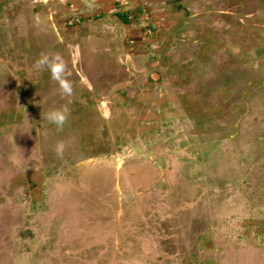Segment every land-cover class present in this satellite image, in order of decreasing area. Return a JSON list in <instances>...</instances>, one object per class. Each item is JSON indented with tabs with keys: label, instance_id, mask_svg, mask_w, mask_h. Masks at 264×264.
<instances>
[{
	"label": "rangeland",
	"instance_id": "1",
	"mask_svg": "<svg viewBox=\"0 0 264 264\" xmlns=\"http://www.w3.org/2000/svg\"><path fill=\"white\" fill-rule=\"evenodd\" d=\"M0 264H264V0H0Z\"/></svg>",
	"mask_w": 264,
	"mask_h": 264
},
{
	"label": "clouds",
	"instance_id": "2",
	"mask_svg": "<svg viewBox=\"0 0 264 264\" xmlns=\"http://www.w3.org/2000/svg\"><path fill=\"white\" fill-rule=\"evenodd\" d=\"M37 69L46 68L51 78L58 82L59 89L62 95H71V85L63 77L65 74V65L58 54H41L39 59L35 62ZM67 108H53L46 113L47 121L60 128L64 125L67 119ZM57 153L63 151V145L58 144L56 146Z\"/></svg>",
	"mask_w": 264,
	"mask_h": 264
}]
</instances>
